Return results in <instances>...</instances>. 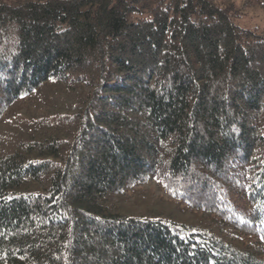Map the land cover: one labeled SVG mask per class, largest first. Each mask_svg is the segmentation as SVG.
I'll return each mask as SVG.
<instances>
[{"label": "trees", "instance_id": "obj_1", "mask_svg": "<svg viewBox=\"0 0 264 264\" xmlns=\"http://www.w3.org/2000/svg\"><path fill=\"white\" fill-rule=\"evenodd\" d=\"M238 15L0 0V264H264V27Z\"/></svg>", "mask_w": 264, "mask_h": 264}, {"label": "rangeland", "instance_id": "obj_2", "mask_svg": "<svg viewBox=\"0 0 264 264\" xmlns=\"http://www.w3.org/2000/svg\"><path fill=\"white\" fill-rule=\"evenodd\" d=\"M239 6V15L236 19V22L239 26L244 28H262L264 27V7L258 6L256 3L246 7L241 6V0H235ZM141 191V194L149 196L150 198H155L157 196H163L164 194L159 189L154 181L149 182L148 184L138 187ZM138 196V194H136ZM172 231L184 237L183 233L178 228H172Z\"/></svg>", "mask_w": 264, "mask_h": 264}]
</instances>
